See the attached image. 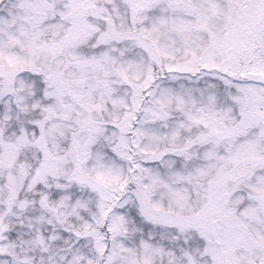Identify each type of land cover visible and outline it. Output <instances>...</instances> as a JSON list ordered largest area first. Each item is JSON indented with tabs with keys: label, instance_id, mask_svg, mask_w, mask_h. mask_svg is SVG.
<instances>
[{
	"label": "snow or ice",
	"instance_id": "6c2138e0",
	"mask_svg": "<svg viewBox=\"0 0 264 264\" xmlns=\"http://www.w3.org/2000/svg\"><path fill=\"white\" fill-rule=\"evenodd\" d=\"M0 264H264V0H0Z\"/></svg>",
	"mask_w": 264,
	"mask_h": 264
}]
</instances>
